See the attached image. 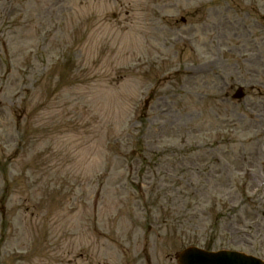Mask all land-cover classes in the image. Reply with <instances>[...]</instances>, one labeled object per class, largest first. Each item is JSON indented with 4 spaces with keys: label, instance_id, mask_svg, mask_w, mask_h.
<instances>
[{
    "label": "rangeland",
    "instance_id": "rangeland-1",
    "mask_svg": "<svg viewBox=\"0 0 264 264\" xmlns=\"http://www.w3.org/2000/svg\"><path fill=\"white\" fill-rule=\"evenodd\" d=\"M263 18L264 0H0V264L264 261Z\"/></svg>",
    "mask_w": 264,
    "mask_h": 264
},
{
    "label": "water",
    "instance_id": "water-1",
    "mask_svg": "<svg viewBox=\"0 0 264 264\" xmlns=\"http://www.w3.org/2000/svg\"><path fill=\"white\" fill-rule=\"evenodd\" d=\"M240 91L234 96L240 99ZM179 264H262L252 258L230 252L206 253L197 249H187L178 258Z\"/></svg>",
    "mask_w": 264,
    "mask_h": 264
}]
</instances>
